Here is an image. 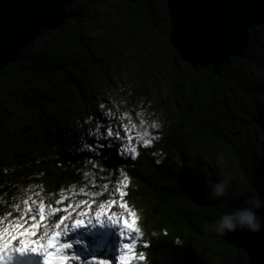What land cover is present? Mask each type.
<instances>
[{
	"label": "trees",
	"instance_id": "trees-1",
	"mask_svg": "<svg viewBox=\"0 0 264 264\" xmlns=\"http://www.w3.org/2000/svg\"><path fill=\"white\" fill-rule=\"evenodd\" d=\"M99 7L105 23L86 36L79 25ZM68 13L59 28L44 32L0 70V217L27 189L54 207L77 208L80 201V209L94 207L123 177V200L140 233L134 246L142 259L133 264H247V254L213 229L231 205L264 196V155L253 164L231 132L264 124V25L248 31L245 57H231L214 75L211 65L194 68L170 45L165 0H76ZM112 72L123 106L138 104L157 123L152 142L138 146L133 157L120 155L109 133L102 150L92 141L74 147L70 90L79 100L86 84ZM108 122L103 130L114 125ZM208 151L222 158L217 176L207 174ZM83 164L89 171L80 169ZM222 180L229 195L213 201L211 187ZM69 185L82 193L63 197ZM76 234L62 239L75 264L118 263L124 248L114 229L95 225ZM14 264L42 263L29 254L16 256Z\"/></svg>",
	"mask_w": 264,
	"mask_h": 264
},
{
	"label": "rangeland",
	"instance_id": "rangeland-1",
	"mask_svg": "<svg viewBox=\"0 0 264 264\" xmlns=\"http://www.w3.org/2000/svg\"><path fill=\"white\" fill-rule=\"evenodd\" d=\"M103 11L101 7L89 9L88 15L85 17L86 19L79 25V28L83 30L86 36L94 35L96 28L105 23ZM157 42L161 46L164 44V40L160 37L157 39ZM158 81L161 93L165 94L167 87L164 78L160 76ZM115 83H117V78L112 72L107 79L100 78L86 84L83 93L84 98L82 97L78 100V97L80 98L78 93L75 94V92L70 90L68 100H70L69 102L76 109V114H73L71 117V129L75 142L74 147L77 149L88 147L87 143L89 141L96 144L103 143L105 137L108 135V128H105V130L103 128L111 124V122H108L109 119L114 123L111 126L114 132L119 129L125 133L124 137L116 138L117 149L123 157L131 156L129 155V148H136L138 151V146L148 145L152 142L157 130V123L153 114L138 104L125 108L122 102V95L118 94L116 92L117 88L113 86ZM262 123H264V119ZM231 132L246 147L247 159L253 164L257 163L258 155H264V124L256 126L246 125L244 128L231 127ZM131 139L132 142L129 143ZM137 151L133 153V156L137 154ZM205 154L209 161L207 174L210 176L221 174L223 171V161L218 152L208 151ZM80 169L82 171H89L84 164L80 165ZM126 183L123 177H119V180H116L112 185L114 191L110 192L111 196L94 207L88 203L83 209H80L83 207V201L78 203L77 208L68 207L69 205L65 206L64 204L61 207H54L52 204L45 203L39 192L28 189L22 190L21 193H24V196L20 201H15L12 210H9L6 215L0 217V230L7 229L9 225L14 224H21L25 231L35 227V232L27 237L29 243L32 241H43L46 244L53 234H57L58 242L65 244L66 242L62 239L67 236H78L76 234L78 230L95 227L96 225V227L114 229L119 243L124 245L131 238V232L125 230L124 234L122 224L119 222L113 223L112 218L119 220V218L126 217L129 222H134L135 229L138 232H134L133 240L129 242L133 244V258L128 264H133L137 258H140L134 246L136 238L140 233L136 226V218L132 209L123 200V196L120 195V192H123L122 187ZM68 191L82 193V190L78 186L69 185L66 191H63V197L65 195L66 197L68 196ZM70 202L68 203L70 204ZM41 212H43V215H41ZM82 214L85 220L81 225L76 226L75 219L80 218ZM108 215H111V218ZM37 248V251H32L28 248L21 249L19 241H13L12 247L6 254L0 252V264H14L16 256L22 257L29 254L38 255L41 263L45 264V257L40 250V246L37 245ZM69 250L64 249L63 251L64 254L71 257ZM123 252L124 250L121 251L119 256ZM119 256L117 264H120ZM75 261L77 260L70 259L67 264H75ZM48 264H55V258L50 259Z\"/></svg>",
	"mask_w": 264,
	"mask_h": 264
},
{
	"label": "water",
	"instance_id": "water-1",
	"mask_svg": "<svg viewBox=\"0 0 264 264\" xmlns=\"http://www.w3.org/2000/svg\"><path fill=\"white\" fill-rule=\"evenodd\" d=\"M75 1L0 0V70L18 61L44 32L59 28L70 17L68 8ZM165 1L170 45L194 68L211 65L214 75L220 74L231 57L244 58L249 49L248 31L264 25V0ZM259 199L264 202V196ZM244 202L231 205L228 212ZM257 215L264 223V203ZM223 239L247 254V264H264V230H238Z\"/></svg>",
	"mask_w": 264,
	"mask_h": 264
},
{
	"label": "snow or ice",
	"instance_id": "snow-or-ice-1",
	"mask_svg": "<svg viewBox=\"0 0 264 264\" xmlns=\"http://www.w3.org/2000/svg\"><path fill=\"white\" fill-rule=\"evenodd\" d=\"M109 139L113 141L116 138H122L125 136V133L122 130L117 129L115 135H111L112 130L108 129ZM129 135V134H128ZM130 136V135H129ZM108 139V140H109ZM132 142V139L129 143ZM109 147L112 146L111 142L107 145ZM144 147H148L149 145H143ZM105 147V144L101 143L99 148L102 150ZM136 148H129V155L133 156V153H136ZM120 195L123 196V192H120ZM123 205V203H121ZM105 214V213H101ZM98 214V215H101ZM43 215V212H41ZM83 214L80 218L75 219L76 226L81 225L85 219H83ZM111 218V215H108ZM113 223L119 222L123 226L124 234L125 230L127 232L136 231L134 222H129L126 217L113 219ZM35 232V227L28 229V231L24 230V227L21 224H14L9 225L7 229L0 230V252L7 253L9 249L12 247L13 241L18 240L20 248H28L32 251H37V245L40 246L41 252H43L45 257V264H48L49 260L55 258V264H67V262L71 259L74 260L75 257H69L68 255L64 254V249L69 248V244H60L57 240V234H53L51 238L47 240L45 244L43 241H32L31 243L28 242L27 237L31 236ZM124 252L119 256L120 264H128V262L133 258V244L126 243L123 245ZM142 259V254L140 255ZM96 264H107L106 261H96Z\"/></svg>",
	"mask_w": 264,
	"mask_h": 264
},
{
	"label": "clouds",
	"instance_id": "clouds-1",
	"mask_svg": "<svg viewBox=\"0 0 264 264\" xmlns=\"http://www.w3.org/2000/svg\"><path fill=\"white\" fill-rule=\"evenodd\" d=\"M228 195L229 187L227 180H222L212 185L210 199L213 201ZM262 203L264 202L259 198L251 199L250 201L245 200L244 206L233 208L230 212L221 213L219 219L215 222L214 233L224 237L238 230L251 233H258L264 230L262 218L257 215V212L262 207Z\"/></svg>",
	"mask_w": 264,
	"mask_h": 264
}]
</instances>
